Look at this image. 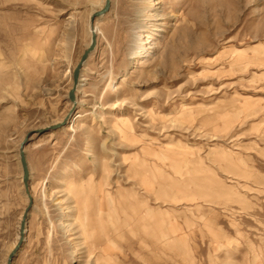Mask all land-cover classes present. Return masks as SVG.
<instances>
[{
	"label": "rangeland",
	"instance_id": "1",
	"mask_svg": "<svg viewBox=\"0 0 264 264\" xmlns=\"http://www.w3.org/2000/svg\"><path fill=\"white\" fill-rule=\"evenodd\" d=\"M104 7L0 0V264H264V0Z\"/></svg>",
	"mask_w": 264,
	"mask_h": 264
},
{
	"label": "water",
	"instance_id": "2",
	"mask_svg": "<svg viewBox=\"0 0 264 264\" xmlns=\"http://www.w3.org/2000/svg\"><path fill=\"white\" fill-rule=\"evenodd\" d=\"M107 6H108V0H105V7H104V10L102 12H105L106 9H107ZM93 43V41H92ZM93 44H91L92 46ZM88 51H86L81 59V61H83V59L85 58L86 54H87ZM71 97H72V94H71ZM20 162H21V166H22V169H23V181L25 183L26 179H27V170H26V166H25V161H24V156H23V151H22V147L20 148Z\"/></svg>",
	"mask_w": 264,
	"mask_h": 264
},
{
	"label": "bare ground",
	"instance_id": "3",
	"mask_svg": "<svg viewBox=\"0 0 264 264\" xmlns=\"http://www.w3.org/2000/svg\"><path fill=\"white\" fill-rule=\"evenodd\" d=\"M162 15L161 14H159L157 11L154 13V14H152V15H146L145 14V18H144V21L145 20H148V19H150V18H160ZM141 27V25H139V28ZM162 32H165L164 30H161ZM152 34H154V31H153V33ZM153 38V37H152ZM139 48V47H138ZM151 48V47H150Z\"/></svg>",
	"mask_w": 264,
	"mask_h": 264
}]
</instances>
